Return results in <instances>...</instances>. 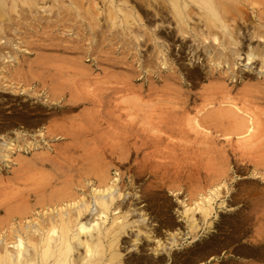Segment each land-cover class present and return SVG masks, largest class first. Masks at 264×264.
I'll return each instance as SVG.
<instances>
[{"label": "rangeland", "instance_id": "obj_1", "mask_svg": "<svg viewBox=\"0 0 264 264\" xmlns=\"http://www.w3.org/2000/svg\"><path fill=\"white\" fill-rule=\"evenodd\" d=\"M76 1L75 7L64 6L61 1L54 2L51 12L41 13L42 20L39 19L41 23L39 20H32L27 6L23 5L22 9L20 8L22 18L18 25L21 33L19 36L22 46L27 48L25 53H21V58L24 57L26 60L28 58L32 64L28 65L26 61H21L20 63L25 66L23 70L19 67L18 71H14L9 77V80L17 87L16 91L11 90L10 83L4 82L3 77H0L5 84V88H0V111L12 118L18 111H27L29 116L39 119V122L30 126L20 120H14L13 124L3 126L0 120V127H4L0 128V138L10 134L16 135L17 132H20V135L24 133L16 141L14 153L7 157L8 159L0 157V238L6 236L10 240H15L13 228L22 231L29 223H40L41 212L44 213L47 210L37 205L36 195L40 192H44L46 196L49 195L54 184L58 189L56 199L59 206L63 204V207H68L70 201H73L70 199L74 197V201L81 198L91 200L92 187L98 184L95 180V170L104 169L111 178L110 183L118 178L116 181L119 191L122 192L121 198L115 201V206L120 207L112 211L107 225L111 224L114 212L119 210V214L127 212L131 222L121 235L119 248L123 256L117 264H133L134 261H139L140 264H149V262L150 264H264V168H261L264 164L258 165L257 170L260 174L257 175L258 177L252 174L256 168L254 162L264 161V152H262L264 150V74L262 76L258 73L261 67V57L256 56L248 65H245L246 60L243 58V53L235 64H231L233 68L227 69V63L217 58L216 50L221 46H219V41L214 40L213 35L205 39L204 36L194 38L186 34L183 38L182 34L176 31L175 20L171 14L161 8L160 14L153 16L154 10L152 5L148 4V0H115L123 7L126 6L125 9L131 12L128 19L135 21L132 25L125 21L121 24L118 22L115 26H111L112 22L108 17L109 14L107 15L111 7L110 0H83L84 5L81 4V0ZM228 2L231 10L228 13L229 22H232L233 26L238 29V36L241 40L239 47L243 45V48H247V44L251 42L254 46L261 48L264 44V9H262L264 0H252V2L251 0H229ZM93 3H97L100 9H95L96 5L94 6ZM123 14L122 11L118 13L121 19ZM154 23L161 31L162 37L169 41L173 59L170 71L163 72L158 65L159 71L161 70L162 74L169 78L166 83L160 81L158 86L163 87L167 84L165 89L167 102L165 103L171 102L168 104L169 108L179 107L176 109L183 110L180 108L188 106L190 109L189 112L192 115L184 113L180 120L182 122L178 125V127L184 125L180 128L189 132V135L180 132L163 133L156 125L157 120L152 118L158 114L154 111L159 112V107L164 105L156 100L153 101L156 106L159 104L158 107L152 103L151 83L148 82L151 81L148 77L156 74L152 71L156 68L154 69L149 63L153 52L150 33ZM8 31L11 30L7 29ZM252 33L257 36L250 37ZM9 35L15 36L13 31ZM200 39L206 41L202 42ZM205 44H209L214 49L212 54H207ZM75 63L82 66L78 67L74 65ZM33 68L40 73V78L38 74L36 76ZM210 71L213 74L208 78L207 74ZM231 71H235L233 79L229 77ZM195 72L200 74L198 78L195 77ZM30 74H34L35 77L32 75L31 78L28 77ZM14 77L19 79V83L13 79ZM32 77L35 80H31ZM222 79L231 96L236 97L237 107H241V110L245 108L246 111L253 109L248 114L251 113L252 121L257 123L253 126L259 138L255 137L248 140L249 142L241 141L240 137L235 134L229 135L230 137L215 134L213 142H208L203 134L202 137L195 138L197 137L196 131L206 129L200 126L197 128L190 117L196 112V107L205 103L202 99V94L205 92L211 98L213 95L217 97L215 100L221 97L220 94H225L218 86L219 82L223 83ZM72 80L76 82L72 83ZM92 85L93 88L90 89ZM70 90L72 92L79 90L83 95L95 94V97L100 96L105 100L103 104L92 103L90 100L71 104L68 101ZM189 92L194 94L192 97L194 96L195 101L191 95H188ZM113 94H116L114 98L108 99ZM143 101L146 103L150 101L149 105L154 107V109L148 107L151 113L147 108L149 105L145 107L146 103L142 104ZM64 105L71 108H64ZM143 105L144 110L150 114L148 117L151 121L148 119L146 121L152 126L137 118L140 115L137 116L136 112L139 113ZM126 107L129 108L126 109ZM115 108L121 111L122 116L110 122L106 117L110 118ZM133 108L137 110L136 115ZM252 112L255 117L252 116ZM133 117L135 119L131 120ZM140 121L145 125H138L141 124ZM86 122L89 124L88 127L85 125ZM138 127L145 134L144 139L133 134L134 129ZM154 128L162 132L158 134ZM38 130H42L43 136ZM66 130L68 131L66 135L60 132ZM123 130L126 131L123 132ZM150 130L156 134L151 133ZM193 133L194 136L196 135L194 139ZM27 140L39 143L26 149ZM191 145L192 147H189ZM206 145H212L213 151L210 152ZM163 146L165 150L162 149ZM86 159L88 161L91 159V161L87 162ZM242 161L248 162L249 170L238 169ZM205 162L208 164L204 165ZM138 165H142V173H138ZM36 176H41L42 184L37 182L40 180ZM43 181L45 184L47 181V184L45 185ZM35 184H41L44 191L41 186L35 187ZM216 188L221 190L215 203L220 215L215 220L214 226L209 229L202 221L197 231L191 230L183 212L184 204L191 206L199 198L207 195L210 189ZM224 198L230 209L218 206ZM6 209L14 213L9 215ZM88 214L86 212L84 216ZM197 216L200 218V214ZM210 217L209 219L214 218L213 215ZM177 228L184 238L180 243L172 245L170 243L171 234ZM194 235L198 239L196 242H191ZM199 250L201 257H197ZM203 250L206 252L202 253Z\"/></svg>", "mask_w": 264, "mask_h": 264}, {"label": "bare ground", "instance_id": "obj_2", "mask_svg": "<svg viewBox=\"0 0 264 264\" xmlns=\"http://www.w3.org/2000/svg\"><path fill=\"white\" fill-rule=\"evenodd\" d=\"M58 1L59 2L61 1L62 4L64 6H67V7H72V6L75 7L77 5V1L76 0H49V1L48 0H43V1H40V0H0V77H3L4 82L8 81L10 83V87L9 88L11 90L16 91L17 87L14 85V83L11 80H9V77L11 75H13L14 71L15 72L18 71L17 68L22 67L21 69L23 70V67H25L20 62L21 61H26L28 65L32 64V63H30L28 61V58H27V60L24 57L21 58V53H23V52L25 53L27 51V48H24L22 46V41H21V37H20L21 33L19 32L20 29L18 28L20 19L22 18V17H20L21 16V13H20L21 6H23V5L27 6V8H28L27 10H28V12H30L29 14L32 17V20L36 21V20H39L40 18L42 20L41 13L51 12L52 11L51 8H53L52 5L54 4V2H58ZM124 1H126V0H124ZM228 1H226V0H148V2H149L148 4L152 5L151 7H153V10H154L153 16L160 14L159 10L161 8H162V10L165 9L168 12V14H171L173 19L175 20L176 31L178 33L182 34L183 38L185 37L186 34L187 35L190 34L194 38L195 37L198 38L199 36H204L205 39H208L210 35H213L214 36V40L215 41H219V46H221L220 48H217V50H216L217 58L223 59L225 61V63H227L226 64L227 65V69L231 70L233 68L231 64L232 63L235 64L236 61H238V58L242 57L243 53H244V57L243 58L246 60L245 65H248V63L252 59H254L256 56L261 57V67H260V70L258 71V73H259V75L263 76V74H264V44H262L261 48H259V46L256 47V46H254V44H252L250 42V43L247 44V48H243L242 47L243 45L241 47H239V43L241 42V40L239 39V36H238V29L235 26H233L234 24L232 22H229L230 21V17H228V13H230L231 10H230V6H229L230 3ZM106 2H108V1H106ZM116 2L117 1H115V0H110L111 7H109L110 10H109V13H107V15L109 14L108 17L110 18V20L112 22V24L110 23L111 26H115L116 24H118V22L121 24V22H123V21H125L127 24H131V25L133 23H135V21L133 19H130V18L128 19V16L129 15L131 16V12L125 9L126 6L123 7L120 3H118V2L116 3ZM251 2H252V0H251ZM125 3H127V2H125ZM81 4L84 5L83 0H81ZM93 4H94V6L96 5L95 6L96 8L93 6L95 9H97V10L100 9L97 6V3H93ZM85 5H88V4H85ZM130 7H132V6H130ZM87 8L88 7H86V9ZM262 9H264V8H262ZM77 11H78V9H77ZM119 11L120 12L122 11V13H124L122 19L118 15ZM13 13H16V14L13 15ZM99 15H100V13H99ZM233 19H231V20L233 21ZM234 21H235V19H234ZM39 22H40V20H39ZM3 26H5V28ZM93 26H94V24H93ZM124 26H125V24H124ZM94 28H96V27H94ZM7 29L13 31L15 36L13 37V36L9 35V33L11 31L7 32ZM132 30H133V28H132ZM160 33H161V31L159 30L158 26L154 23V27L151 28V33H150V37H151L150 39L152 40V49H153L152 51L153 52H152L151 57L149 58L150 59L149 63L154 67V69L156 68L155 70H152V71H155L154 73H156V74H155V76L154 75H150V77H148V78L149 79L151 78V81H148V82L151 83V85H150V95H151L152 101L156 100L157 102H160V103L164 104L165 106L164 105L160 106L159 107L160 109L158 108L159 112L155 108L156 111H154V112L158 113V114L154 115V112L152 111L154 116H152V115L151 116H152V118H155V120H157L156 125L158 126V128H160V130L163 131V133L164 132H172V133L176 134V132H178V133L180 132L182 134L189 135L190 134L189 132H185L184 129L180 128L182 126L184 127V125L179 126V127H178V125H179V122H182L180 120L182 118L181 116H184L183 115L184 113H186L187 115L189 114V116H190V113H191V112H189L190 109L188 108V106H186V107H181L180 108V109L183 108V110H179V109H176V108H179V107H176V105H175L176 108H169L170 105L168 107V104L171 103V102L168 101V104L165 103V102H167L166 101V97L167 96H165V91H166L165 89L167 87L166 86L167 84L165 86H163V87H159L158 86L160 81H165V83H166L167 80L169 79L168 76H166L165 74L164 75L162 74V71L163 72L164 71L165 72L166 71H170L172 69L171 64L173 63V59L171 58V51H170V47L171 46H170V43L165 38H163ZM254 36H257V34L252 33L250 35V37H252V38ZM201 41L205 42L206 40L205 41L201 40ZM205 50H206L207 54L210 55V54H212L214 49L211 48V46L209 44H205ZM28 53H30V52H28ZM71 61L75 62L74 60H71ZM74 65H76L78 67L82 66L79 63H75ZM158 65H160V68L162 69V71L161 70L159 71V68H158L159 66ZM34 72H35L36 76L38 74V77L39 78L41 77L39 75L40 73H37L35 69H34ZM234 72L235 71H231V73L229 75L230 79L235 78L233 76ZM212 74H213V72H211V71L208 72V74H207L208 78L211 77ZM31 75L33 77H35L34 74H30L29 76L28 75L27 76L31 78ZM199 75H200L199 73H196L195 77L198 78ZM33 77H32L31 80H35V78H33ZM16 78L14 77L13 79H16ZM88 78H89V76H88ZM223 79L226 80L225 77ZM223 79H222L223 83L219 82L218 86L225 94H220L221 97L218 100H215V99H217V97H214L213 94H212L213 97L211 98V96H209L208 93L206 94V92L203 91V92H205V94H202V99L205 101V103L201 104V106L196 107V109H195L196 112L190 118L195 123L196 127L200 126V127L204 128L206 130L201 131V129H200V130L196 131L195 134L197 135V137H195L196 135L194 136V133H193V139H194V137L198 138V136H201L202 134H203L204 138L207 139L208 142L212 141V139L214 138L213 136L215 134L216 135L221 134L224 137L225 136L227 137L229 135L231 136V134H233V135L235 134V135L240 137L241 141H248V140H252L255 137H258L259 134L257 135V133L255 132V128L253 126V124H255L256 122L254 123L252 121L251 113L248 114V112L252 111L253 109L251 108L252 110L246 111V109L244 107L243 108L245 110L244 109L241 110L242 109L241 107H237V102H235L236 97H232L231 96V94H230V92H229V90L227 88V85L224 83ZM89 80L90 79H88V81ZM95 80H97V79H95ZM17 81L19 83V79ZM100 81H102V80H100ZM4 82H2L0 80V88L5 86ZM73 82L75 83L76 81L72 80V83ZM165 83H163V84H165ZM68 84H67V86H69ZM91 88H93V85H92V87H90V89ZM19 90H21V89H19ZM113 90L114 89H112V91ZM214 90H216V89H214ZM92 91H94V89ZM89 94L88 95H83L79 90H76V92H72L71 91L70 92V98H69L68 101L71 104H75V103H78L80 101L90 100L92 103L100 104V103H102L105 100L104 98H101L100 96L99 97H97V96L95 97L94 96L95 94L94 95H92V94L89 95ZM115 95L116 94H113V95L109 96L108 99L112 100ZM188 95H191V97H192V95H194V94H192V92L191 93L189 92ZM134 96H136V95H134ZM140 96H142V95H140ZM139 98L140 97L138 95V99ZM192 98H194V96ZM138 99H137V101H138ZM245 100H247V99H245ZM194 101H195V98H194ZM143 102H142V104L146 103V101H143ZM148 102H150V101H148ZM148 102L146 103L145 107L147 105H149ZM152 103H154V101ZM152 103H150V104H152ZM225 103H228V104H225ZM96 104H94V105H96ZM142 104H140V105H142ZM173 104H172V106H173ZM109 105H111V104H109ZM154 105L156 106L155 103H154ZM158 106H159V104H158ZM158 106H156V107H158ZM142 107H143V109H142ZM142 107H140L139 113L138 112H136V113H137V116L140 115L142 117L141 118L139 116L137 118H140L141 121H144V123H145V121L147 119L150 120V118L148 117L150 115V114H148L150 112L149 108L153 107V106L152 105L151 106L150 105L147 106V108L149 107L148 108L149 112L144 110V108H145L144 105ZM64 108H68L69 109L71 107H67V106L64 105ZM127 108H129V107H126V109ZM130 108H132V107H130ZM97 109H96V111H97ZM134 109L135 108H133V110ZM153 109H154V107H153ZM135 111H137V110H134V114H135ZM253 112H252V114H253ZM83 113L85 114V111ZM132 113H131V115H132ZM263 113H264V111H263ZM27 114H28L27 111L26 112L25 111H18L15 114V117L12 118L11 116H9L7 114H4V113H2L0 111V120H1V123H2L3 126H9V125L13 124L14 120H20L24 124L30 125V126L36 125L39 122V119H37L35 117H32V116H29V114L28 115ZM255 114H253L252 116L255 117L254 116ZM110 115H111L110 118H107L106 116L105 117H106L107 120L112 122L116 117H121L122 113H121V111L118 110V108H117V110L115 108V110ZM191 115H192V113H191ZM81 117H83V115ZM134 117L136 118V116H134ZM134 117L131 120L135 119ZM90 118L91 117H89V119ZM83 119H84V117H83ZM92 119H93V117H92ZM95 120H96V118H95ZM119 121H121V120H119ZM147 121H146V123H147ZM187 121H188V118H187L186 122ZM144 123L141 122V124H138V125H142ZM147 124L150 125L151 123L148 122ZM190 124H191V121H190ZM85 125L87 126L89 124H87V122H86ZM187 125H188V123H187ZM3 126H1V127H3ZM150 126H152V125H150ZM72 127H74V126L72 125ZM72 127L70 126L71 130L73 129ZM131 127H132V125H131ZM155 128L157 129V127H155ZM155 128H154V130H156ZM256 128L259 129V127H257V125H256ZM61 129H64V128H61ZM61 129H59V130H61ZM114 129H115V127H114ZM146 129H148V128H146ZM191 130L192 129H190L189 131L191 132ZM38 131H39V134L41 136H43L44 133L42 132V130H38ZM62 131H60V132L63 133V135L64 134L66 135L68 133L67 130L65 132H62ZM124 131H126V130H123V132ZM150 131L153 134L155 133L152 130H150ZM162 131H159V132H162ZM183 131H184V133H183ZM119 132H120V130H119ZM156 132H158V130H156ZM159 132H158V134H159ZM193 132H194V130H193ZM22 134H24V133L22 132L21 135H20V132H17L16 135H11L10 134V135L3 136L2 138H0V157L7 158L12 153H14L15 145H17L16 141L18 140V138H20L22 136ZM75 134L76 133H74V135ZM114 134H116V133H114ZM133 134H135L136 137H139V138L141 137V139H144L143 135H145V134L140 129V127L135 128ZM263 135H264V133H263ZM23 136H25V135H23ZM173 136H174V134H173ZM118 137H120V136H118ZM118 137H117V139H118ZM152 138H153V136H152ZM169 138H170V136H169ZM220 139H221V136H220ZM119 140H121V139H119ZM122 140H123V138H122ZM152 140H154V138ZM158 140H159V138H158ZM145 141H147V140H145ZM37 143H39V142H34L32 140H29V141L27 140V142L25 143V145L27 146L26 149L30 148L31 146L38 145ZM85 143H86V141H85ZM200 143H201V141H200ZM258 143H255V144L258 145ZM194 144H195V142H194ZM208 144H210V143H208ZM152 145H154V144H152ZM257 145H256V148H257ZM211 146H207L208 150H210V152L213 151V148ZM253 146H252V148H253ZM149 147H150V145H149ZM189 147H192V145L189 146ZM162 149L165 150V147L163 146ZM202 149H204V148H202ZM253 151H254V149H253ZM259 151H261V150H259ZM205 152H207V150ZM214 152H215V150H214ZM254 152H256V151H254ZM262 152H264V150ZM197 153H199V152H197ZM146 154H148V153H146ZM206 154H208V153H206ZM161 155H162V153H161ZM183 155H184V153H183ZM191 155H193V154H191ZM247 155H248V153H247ZM23 156L25 157V155H23ZM89 156H90V158H92L91 155H89ZM209 156H211V155H209ZM253 156L256 157L255 155H253ZM154 158H155V156H154ZM39 159H40V157H39ZM87 159H86L87 162L91 161V159L89 161ZM204 159H206V158H204ZM94 160H96V159H94ZM209 160L211 161V159H209ZM255 160H257V159H255ZM28 161H30V160L28 159ZM27 162H25V163H27ZM74 162H75V160H74ZM146 163L148 164V162H146ZM209 163L211 165V162H209ZM247 163H244L243 161L240 162V164L238 165V169L244 170V171L247 170L248 169L247 168V166H248ZM254 163H255V167L256 168H255V170H253L254 168L252 169L253 170L252 174L255 175V176L260 175L259 171L257 170V168H258L259 164H264V161H258V162L255 161ZM206 164H208V163L205 162L204 165H206ZM34 165H36V164L34 163ZM90 165L93 167L92 164H90ZM145 165H143V166L146 167ZM184 165H185V163H184ZM253 166H254V164H253ZM263 166L261 165V168H264ZM36 168H38V167H36ZM87 169H90V168H87ZM189 169H191V168H189ZM201 169H203V168H201ZM27 170H28V168H27ZM95 171H96L95 172V176H96L95 180H97L98 184L94 185L92 187V198L89 201L86 200V198H81L80 200L78 199V200L74 201V199H75V197H74V198L70 199V200H73L74 202L70 201L71 203L68 204V207H63L62 206L63 204H61L60 206H62V207H60L59 204L57 203V199H56V197H57L56 196V190H58V189H56V187H57L56 184H54L52 186L53 188L50 190L49 195L46 196L44 192H40L39 194H37L36 198H35L37 205H40L42 207V209L46 208L47 211L44 212V213H43V211L41 212L40 216H41L42 220H39L40 223L39 222H37L35 224L34 223H29V225H27V228H23V229L21 228L22 231L17 230L16 228H13V233H14L13 236H15V240H10V239L6 238V236L0 238V264H117L118 261H121L122 256H123L122 250H121V248H119L121 235L126 230L127 226H129L131 224V222L128 219V213L125 212L124 214H119L120 213L119 212L120 210H119V211H116V213L114 212L113 217L111 218L112 219L111 224L107 225L108 224L107 221L110 218V215H111L112 211H115V210L119 209V207H120V206H115V201H116L117 198H119L122 195V192H120L119 188H118V184H117V181H116L118 178H115V180H113V182L110 183L111 178L109 177L108 173L104 169H99L98 171L97 170H95ZM176 171H177V169H176ZM30 172H31V174H33L32 171H30ZM82 172H85V171L82 170ZM142 172H143L142 165H138V173H142ZM203 172H204V169H203ZM247 172H249V171H247ZM42 173H43V170H42ZM199 173H201V172H199ZM212 174H213V172H212ZM200 175H202V174H200ZM215 175H217V174H215ZM215 175H213V176L215 177ZM45 176L47 177L46 174H45ZM261 176L263 177V174ZM26 177H27V175H26ZM40 177H37L40 180V181H37V182L42 184L41 180L44 179V176L42 175V179H40ZM205 177L207 178V176H205ZM35 179H34V181H36ZM210 179H206V180H210ZM25 180H27V179H25ZM28 180H30V179H28ZM45 180H47V179L45 178ZM159 180H161L160 177H159ZM185 181H187V180H185ZM158 182H160V181H158ZM188 182H189V180H188ZM188 182H186V183H188ZM43 183H44V181H43ZM41 184H35V187L36 186H38V187L41 186L42 187ZM46 184H47V181H46ZM42 188H43L42 191H44V187H42ZM220 191L221 190H219V188L210 189L207 192V195H205V196L200 195V196H202L201 198L197 197V198H199L198 201H196L191 206H188L187 204H184V211L183 212H184V215L186 217L188 226L190 227L191 230L197 231V229L200 226V224L202 223V221L207 224L209 229L214 226L215 220L218 219V217L220 215L219 211L216 209L217 206L215 205L218 196H220V194H221ZM46 193H48V192H46ZM60 199H61V197H60ZM3 200L4 199H2V201ZM218 206L221 207V208H223V207L224 208H229V204H228V202H226L225 198L222 199L220 201V203H218ZM86 212H88L89 214L84 216V214ZM7 213L10 215V214H13L14 212H11L10 210H7ZM198 214H200V218L197 216ZM212 215L214 216V218L213 219H209V217L212 216ZM257 215H259V214H257ZM255 216H256V214H255ZM143 218H145V217H143ZM142 220H144V219H142ZM172 233H173V234H171V238L172 239L170 241V243H172V245L180 243V241L184 238V236L180 234L181 232H179L178 228H177V230H175ZM197 239L198 238L194 235V237L191 240V242H196ZM164 246L166 248V244H164ZM168 247H169V245H168ZM204 251L205 250H203L202 253ZM197 257H201L200 250L197 253ZM144 262H146V261H144ZM136 263L140 264L139 261H134L133 264H136ZM144 264H147V263H144ZM149 264H150V262H149Z\"/></svg>", "mask_w": 264, "mask_h": 264}]
</instances>
